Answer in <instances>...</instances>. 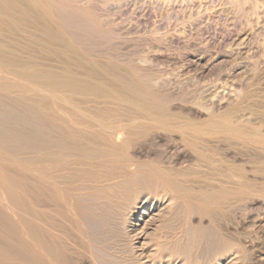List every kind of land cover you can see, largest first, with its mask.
<instances>
[{
	"label": "bare ground",
	"instance_id": "bare-ground-1",
	"mask_svg": "<svg viewBox=\"0 0 264 264\" xmlns=\"http://www.w3.org/2000/svg\"><path fill=\"white\" fill-rule=\"evenodd\" d=\"M112 1L0 0V264H112L115 257L112 259L113 256H111L112 254L109 251L112 246L111 243H115V245L117 243L118 249L120 248V243H118L119 241H111L109 245H105L107 234L109 240L113 239L114 241L119 236H122V239L119 238L122 243L123 238L126 239L127 244L124 240V245L129 246L128 248L132 251L130 252L128 249L129 253H133L134 255H132L135 257L132 256L126 259L127 262L123 260L127 264L129 263L128 261H130V264H171V261H174L171 258L174 254L186 260L187 254L192 252L188 248L187 243L188 239H193L194 235H191V233L194 231L196 237L197 234L206 233L203 230L208 227L202 228L201 222L202 216L206 211L211 213L215 210L213 208L218 206H220L219 209L222 207L223 210L227 207L226 210L228 211V208H232L236 203L237 207H240L242 206L240 205L241 203L246 202L238 203V201H242V197L252 195L260 189H257L258 185L255 188L250 180L247 179L248 177L245 178L246 175H243L244 168L246 169L248 165L250 166L249 160H246V163H248L246 167H244V163L241 165L244 168H240L236 163V158L234 159L231 156V159H234L231 160L228 156L229 152L226 155L227 149H225L226 153L224 154L217 150V148L221 149L219 147L222 145L216 146V142L222 143L224 141L232 143V146H237L238 143L236 144V142L238 140L244 145H250L249 147L255 144H264V121L258 117L260 122H263L260 126L252 125V120L254 121L255 119L254 122L252 121L253 124L258 122V119L254 118L258 112L255 113L249 110V112L256 114L253 117L254 119H250L251 114L249 112L246 116L243 114L248 108L245 107L246 109L244 108V110L243 106H241L248 100L246 96H249L247 93L250 92H247L245 86L250 84L248 81L252 77L250 79L247 78V81H245L248 83L247 85L243 81V76L241 77V80L243 79L241 83H244L243 89H246L245 94L242 88L237 89V87H234L232 89L233 86H230L231 84L229 85L232 89L231 92L229 91L230 87L226 91L224 90L225 85L222 87L217 82L222 88L216 89L218 85L215 83L213 85L215 84L217 87H207L211 88L208 90L210 94L206 96L208 97L209 95L211 98L209 97V100L205 98L209 103L206 101L203 104V101L198 100L201 97H196L197 99L194 98L195 101L194 99L191 101L189 100L191 99L190 96L189 99L186 98L188 103L183 104L186 101L185 99L181 103L176 102L180 99L178 95H183L181 94L182 91L181 93L173 91L177 96L174 93H172L174 95L172 96L170 92L167 95L166 91H163V88L168 90L167 88L163 87L162 91L160 90L164 80L166 82L168 78L163 80L157 76V73L154 77L153 73L150 74V76L152 75L151 77L146 75L147 72L142 74L141 70L145 68L142 62L149 61V59L144 60V56L141 58L142 60L138 59V63L143 65L144 68L139 67L141 68L139 70L137 67V71L133 72L132 70L134 69H129L130 72H125L126 69L124 71L123 68L120 69V66L103 63L101 57H104L107 50L105 52L103 49L94 48L92 50V45L89 50L82 47L81 37V42L79 43L75 39L77 38V33L80 32L83 38L85 37V44L87 41L91 43L88 39L89 34L95 40V43L94 40L92 41L95 46L96 41L103 39L106 35H104V25L106 27L109 25L111 28H107L114 31L113 25H111L113 22L107 18L108 16L106 17L103 14L106 18L101 17L102 19L98 20V23L101 22L102 26H104L101 28V24H97L91 14H89L91 13V8L103 9ZM118 1L122 2L123 0ZM227 1L232 4V2L235 3L238 0L235 2L234 0ZM239 1L244 5L247 3V6L250 3L251 5L249 6L253 8L252 10L250 7L252 12L249 7L248 9L244 7L243 10L246 12L241 11L239 8L243 13L239 12L238 7H243L240 2H237L238 7L232 4L231 8H237L238 11L236 10V13L245 14L244 16L249 20L250 25H254L253 28L256 24L251 23L253 20L255 22L258 19L264 21V8H260L261 6L264 7V0ZM223 6L225 10L226 6ZM118 8L121 9V7ZM245 8L251 14L254 13L255 17L258 14L259 16L261 15L260 17L263 16V18H258L259 16H257V20L253 19L250 21L252 19L250 16L253 15L249 14L248 17L246 15L248 11ZM112 10H114L113 4ZM88 11L89 15L86 13ZM244 23L248 24V21ZM124 24L126 25V22ZM250 25L248 24V27ZM248 27L246 26L247 32H249ZM261 27L260 25V28L257 29L258 32L264 28V26ZM137 28L139 27H136L135 30H138ZM116 30L114 32H117ZM253 30L252 32H254ZM154 34L153 36L160 40L165 37H161L156 32ZM252 34H255V32ZM116 35L119 36L118 34ZM251 37H254V35ZM153 38L156 39L155 37ZM89 42L87 45L90 46ZM81 43L82 45H80ZM113 55H116V61L119 58L120 61H124V58L127 59L126 55H123V59H121L120 54L119 57L115 53ZM113 55L111 54L112 57H114ZM132 56L130 55L129 57ZM134 63L136 64L135 61ZM257 63L260 64L259 62ZM255 66L253 68H257L259 65ZM118 69L124 72H119ZM251 71L248 74H251ZM255 73L257 74V72ZM255 73H252V75H255ZM256 82L254 81V83ZM163 86H166V83ZM179 86L182 85L180 84ZM212 87H215L216 90ZM247 88H250V86H247ZM205 90L207 93V89ZM220 91L221 93L222 91L229 93L222 96ZM259 94L261 95V92ZM262 95H264L263 92ZM192 96H194V93ZM254 97H257V95L255 96L254 94ZM245 98L247 100L242 102L241 100L244 101ZM190 102H193V105H190ZM260 103L256 104H259L258 106L260 107L264 102ZM250 105L252 107V103ZM224 106L226 110L230 106L231 110L225 114L216 113ZM259 107L257 108L258 111ZM161 132L178 134L179 137L178 135L175 136L176 138L178 137V142L181 144L180 146L177 142L181 147L179 148L178 146V148L184 149V155L182 154L183 152L180 156L179 152L176 156L169 152L170 154L167 153L168 156H174L164 158L166 156L158 155L159 151L155 156H145L142 151L147 145L146 143H149L150 140H153V136L159 135ZM163 135L165 136V134ZM173 137L174 135L171 136V139ZM168 138H165L166 141ZM171 139L169 138V140ZM235 140L237 141L234 142ZM213 142L216 143V149L212 145ZM152 143H149V146ZM170 144L173 145L174 143ZM243 144L242 146H244ZM161 146L163 145L161 144ZM235 149L236 147L231 151ZM146 150L145 153L147 152ZM171 150L174 149L171 148ZM177 150L175 149V151ZM175 151L174 153H177ZM252 152L253 150L248 152V156ZM162 153L165 154L163 151ZM260 155H258V159ZM248 156L246 155V157ZM145 157L149 161H146ZM251 158L255 159L257 156ZM261 163L259 165L263 164ZM209 164L213 165L211 168H215H212L211 171L216 170L217 172L215 171L214 174L220 177H214V174L208 171L211 169ZM214 164L217 166L215 167ZM224 165H226L227 169L224 167L223 170L222 167ZM207 166L210 169L207 170ZM237 167L241 170L242 175L239 174V170L236 171L238 174L233 173ZM261 168H258V170L260 169L261 171ZM206 170L211 174V176L209 175L210 177L205 173ZM262 173H264V169ZM251 175L249 174V176ZM190 176H194V178ZM189 177L191 180H189ZM258 177L256 176L257 180ZM261 177L263 178V175ZM253 178L256 180L255 176ZM259 181L261 182V179ZM260 187L262 188V186ZM251 199L253 198L251 197ZM151 201H156L162 208H160L159 213L156 212L158 214L156 217H151L148 223L144 222L142 224L147 227L154 225L152 232L145 231L146 229L144 230V228L146 226L136 227V225L141 226L139 220L143 219L142 216L147 209L146 205L152 203ZM235 210L237 212L238 209L235 207ZM139 211H142V214L137 217L139 216ZM231 211H234V209ZM216 212L211 214L216 217L217 213L219 215V212ZM192 215L199 216V220L194 219L197 222V224L193 225L194 227H190L192 225L190 224L191 222L196 223L191 221L195 217ZM133 217L138 219L137 223H135ZM74 220L78 223L80 222L81 225H74ZM209 222H211V225L214 224L212 221ZM161 228L162 230L166 229V233L159 231ZM141 231L145 233H141ZM159 232L160 234L163 233L164 237L160 236V234L158 235ZM207 235H209L208 232ZM149 237L152 238L149 239ZM151 240H157V243L146 251L145 249L147 248L145 247L149 243L151 245ZM198 240L197 243H200ZM184 241L185 243H183ZM215 244L217 246V243ZM226 244L228 245V243ZM196 245L198 246V244ZM197 246L195 247L197 248ZM221 246L223 247L224 245ZM113 247L115 246L113 245ZM123 247L122 249L124 250L125 248ZM225 248L227 249L228 247L220 248L219 250L222 249L223 251ZM234 248L232 245V250ZM111 250L113 251L114 249L112 248ZM123 250L120 251L127 252ZM193 251L194 254L196 250ZM209 251L208 254L210 253ZM217 253L220 254V251ZM126 254L128 255V253ZM234 254H237V252ZM141 255L140 259L137 258ZM143 255H146L145 262H142ZM104 256L106 259L103 258ZM119 256L122 257V255ZM220 256L222 255L218 257ZM237 259L239 260V258ZM230 262H232L230 264H233V261Z\"/></svg>",
	"mask_w": 264,
	"mask_h": 264
},
{
	"label": "rangeland",
	"instance_id": "rangeland-1",
	"mask_svg": "<svg viewBox=\"0 0 264 264\" xmlns=\"http://www.w3.org/2000/svg\"><path fill=\"white\" fill-rule=\"evenodd\" d=\"M235 1H237V0H234V2ZM114 2H115V0H113L112 3H110L106 7H104L105 8V9L103 8L104 10L103 9H92L91 8L92 9V11L90 9V12L91 13H89V11L86 12V13H87V15L91 14V17L97 22V24H101V22L98 23V20L100 21L104 17L103 14L106 17L108 16L107 18L113 22V24H111V25H113L112 27L114 28V31L117 29L116 30L117 32H114L113 29H110L111 27L109 25L107 27H110V28H107L106 25H104L105 26V29L103 28L105 30L104 31V35L105 34L106 35L104 36L103 39H98L96 41L95 46H94V44H92V41L94 39L91 38L89 34H88L89 38L88 37L87 38L91 41V43L89 41H87V43L85 44V42H84L85 41V37L83 38V36L80 34V32H78L77 35H76V37L78 38V40H77V38L75 40L78 41V43H79V42H81V39H80V37H81L82 38L83 45H82V43L80 45H82V47L88 48L90 50V48H92V46H93V49L92 50H94V48L95 49H99V50H102L103 49L104 52L107 50L105 52L106 54L103 53L106 56L104 55V57H101V60H103L102 62L103 63H109V64L111 63V65L117 66V67L120 66V69L123 68L124 71L126 69L125 72H127V71L130 72V70L134 69V70H132V72H133V71H135L137 69V67L138 68L139 67L144 68V66H145V68L142 69V70H141V68H139V70H141L142 74H143V72H147L146 75H149L150 76V74L153 73V77H154V76H156V73H157V76H159L163 80H164V78H166V79L168 78L167 79L168 81L166 80V82H165V80H164V82H163V85H164V83H166V86L161 85L162 87H160V90L162 91V88L163 87L167 88L169 91L163 88V91L164 92L166 91L167 95H168V92H170V94H172V93H174L173 91H175V93H177L178 91H179V93H181V91H182L181 94H183L184 96L183 95H180V94H179L180 96L178 95V97H180L179 101H176L178 103H181L185 99L186 101H184L185 103H183V104H187L188 103L187 102V99H189L190 96H191V99H189V100H191V101L194 98L197 99L196 97H198V98L201 97V98H203V100H201V98L198 99V100H200L201 102L203 101V104L206 101L209 103L208 100L211 98V96L208 95V97H206L207 94H210V92L208 90H210L211 88L210 89L207 88L209 86L210 87L211 86L217 87V85H218V87L216 88V89H218V88L224 87V85H225V87H224L225 89L224 88L223 89L226 90V91H228L230 89L229 90L230 92H231L232 89H234V87H237V89L238 88L239 89L242 88V90L244 91V94L246 93V89H247V92H250V93L252 92L253 93V96H252V93L251 94L250 93H247V95H249V96H246V95L245 96H246V98L248 97V100L246 98H245L244 101L241 100L242 102H245L247 100V102H245L244 104H241V106H243V109L245 107L248 108L247 109L248 111L246 110V112H244L243 114H245V116H246V114L249 112V110L250 111H254L255 113L258 112L257 113V116H255L256 114L254 112H249L251 114L250 115V119H254V118L258 119V117H259V119L261 118L264 121V107H263L264 106V103H262V102H264V95H262V92L264 93V87H263L264 86V84H263L264 83V78L262 79V77H264L263 76L264 75V61H263L264 58H262V57H264V47H263V45H264V42H263L264 41V37H262V36H264V33H263V31H264L263 29L264 28H262L264 26V23H263L264 21L262 19H258V18H263V16L260 17L261 15L259 16L257 14V16H259L257 18L258 19L257 20L256 19L257 16L255 17L254 16V13L251 14L253 8L251 6H249V5H251L250 3H248L249 4L248 6H247V3H246V5H244L242 3L243 4V7L242 6L240 7L239 5H238L239 6L238 7L237 4L240 2L239 0L237 1L238 3L237 2H235V3L232 2V4H235L238 7V9L240 8L241 11H243V12L245 11V10H243L244 7H246L247 9H248V7L250 9V7H251V9H252V10L250 9L251 12L249 10H247L246 8L245 9L248 12H250V13H248V12L246 13L247 16L250 14V15H253L255 17L254 18L253 16H250V18H252V19H250V21H252L253 19H255V20L258 21V22L257 21L255 22L253 20L251 22L252 24H255L256 23L254 28H253L254 25H250L249 20L247 18H245V16H244L245 14L244 15L243 14L241 15L240 13H236L238 11V9L237 8H231L233 5L229 1H227V0H225V1L224 0H219V1L218 0H186V1H184V0H166V1L165 0H123L122 2L116 0L117 3L116 2L114 3ZM227 3H228V5H227ZM112 4H113L114 10H112ZM240 4H241V2H240ZM261 4H262V1H261ZM223 5H225V6L227 5L226 8H225V10H224V6ZM107 7H109V8L107 9ZM118 7H121V9H119ZM260 8H264V7L261 6ZM240 9H239V12H241ZM96 12L98 13L97 14L98 16L96 15ZM221 12H223V13H221ZM243 12H241V13H243ZM235 13H236V15H235ZM99 14H100V16H99ZM243 16H244V19H243ZM98 17H100V18H98ZM106 17H104V18H106ZM245 19H247V20H245ZM113 20L116 21L117 23L114 22ZM259 20L263 21L262 22L263 24ZM123 21L126 22V25L124 24L125 22L122 24ZM243 21L244 22L248 21V24L250 25V27H248V24L247 23H244ZM121 25H122V27H121ZM245 25L248 27V31L249 32L246 31L247 28H246ZM256 25H258L259 27L258 26L256 27ZM260 25L262 26L261 27L262 28L261 29L262 31H259L258 32L257 29L260 28ZM100 26H101V28L104 27V26H102V24ZM127 26H128V28H127ZM136 27H139V28H137L138 30H135ZM119 29H120V31H119ZM111 30H112V32H111ZM127 30H129V31H127ZM252 30L255 32V34H257L259 36H257V35L255 36V34H252V33H254V32H252ZM113 32H114V34H113ZM155 32L158 33L161 37L162 36L163 37L165 36L164 38H162L163 41L160 40V39H157L156 36H153V35H155L154 34ZM260 32H262V33H260ZM132 33H134L135 35L132 34ZM84 34L87 36L86 33H84ZM115 34H118V35L120 34V35L119 36L116 35L118 37L117 38L115 36ZM253 35H254V37H251ZM120 36H122V37H120ZM153 37H155L156 39H154ZM87 38H86V40H88ZM249 38H250V40H249ZM253 38H255V39H253ZM261 38H263V39H261ZM79 39H80V41H79ZM253 41H255V42H253ZM88 42H89L90 46L87 45ZM118 42H119V44H117ZM241 42H243V44H246V45L241 44ZM94 43H95V40H94ZM97 45H99V46H97ZM107 45H109V46L107 47ZM96 47H98V48H96ZM112 48H114V49H112ZM108 49H109V51H108ZM127 50H128V53H127ZM110 53L112 55L115 53V54H117L118 57H119V54H120L121 59H123L124 56L126 55L125 57H127V59H125V58L123 59L126 63L124 61H120V58H119V60H117L119 62H117L116 61V57H115L116 55L115 56L113 55L115 57L114 58V57L111 56ZM109 55L111 56V58L113 59V61H112L111 58H109L110 57ZM130 55L131 56L133 55V56L132 57H129ZM143 56L145 57L144 60L145 59H149V61L151 63L150 65H149V61L146 62L147 60L145 61L147 64L145 62H142V63H144L143 64L144 66L141 65L140 63H138V59L143 58ZM146 56H148V58H146ZM105 59H107V60H105ZM131 59H133V60L131 61ZM151 59H152V61H151ZM141 60H139V62H141ZM134 61L136 62V64L134 63ZM252 61H254V62H252ZM256 61L259 62L260 64H258ZM255 63H257V64H255ZM254 64L255 65H259V66H257V68H253L255 66ZM251 68H252V71H251ZM242 69L244 70V72H242L243 71ZM255 69H257V70L255 71ZM218 70H220V71L218 72ZM253 70L255 72H257L258 75ZM118 71L119 72H124L123 70H119V69H118ZM153 71L155 72V74H154ZM247 71H248V73L251 71V74H248ZM238 72H240V73H238ZM211 73L212 74L214 73L213 76H212ZM252 73H255V75L253 74L254 77H253ZM238 74H239V76H238ZM203 75H205V76H203ZM242 76H243V79H244V80L243 79L242 80L244 82L247 81V78L250 79V77H252L251 78L252 80L251 79L250 80L248 79L249 80L248 83H250V84H248L247 82H245L246 83L245 85L248 84L247 86H250V88H247V86H245L246 89H243L244 83L243 84L241 83L242 82V80H241V77ZM259 78H261L262 80L259 79ZM259 80H260V82H259ZM254 81L255 82L258 81L259 83L258 82L254 83ZM217 82H219L220 85H222V87H220V85ZM213 83H215L217 85H215V84L213 85ZM240 83H241V87H240ZM260 83H262V84H260ZM180 84L182 86H179ZM229 85L230 86H233L232 89H231V87ZM215 87L214 88L212 87V88L214 90H216ZM184 88H186V89H184ZM204 88L207 89V91L209 93L208 92L206 93V90ZM251 88L253 89V91H252ZM260 88H262V89H260ZM223 89H219V90H223ZM258 89H259V91H258ZM260 90H262V91H260ZM198 91H199V93H198ZM200 91H203V92H200ZM217 91H215V92L217 93ZM257 91H258V93H257ZM225 92L222 91V93H221V91H220V95L223 96V94H228L229 93V92H226V93ZM260 92H261V95L259 94ZM175 93H174V95L177 96V94H175ZM193 93H194V96H192ZM254 94H255V96L257 95V97H254ZM174 95L172 94V96H174ZM249 97H251V98H249ZM205 98L206 99L208 98V100H206ZM195 99H194V101H195ZM241 101H240V103H242ZM257 101H259V102L262 103V104L260 103L261 104L260 105L261 108L258 106L259 104H256V103H259ZM250 102L252 103V107L250 105L251 104ZM254 102H255V105H254ZM192 103L190 105H193ZM205 104H207V103H205ZM247 105H249V106H247ZM253 106H254L255 109L253 108ZM258 107H259V111L257 109ZM262 107H263V109H262ZM221 109H222V111H221L222 113L220 112ZM221 109H219L218 110L219 112L217 111L216 113L225 114L229 110H231L230 109V106H229V109L227 108V110H226V107L225 106L223 108H221ZM259 113H260V115H259ZM247 116L249 117V115H247ZM244 119H246V118H244ZM259 119H258V122H255L254 124H253V122L255 121V119H254V121L252 120L253 122L250 120L251 121V124L254 125V126H260V124L263 121L260 122ZM162 133L165 134V136H168L170 139H171V136L174 135V137L171 140H169V138L168 137H165ZM159 135H160V138H159ZM159 135L156 134L155 136H157V137L153 136V140H150V141H152L154 143H152V142L149 141V143H152L154 146L152 144H151L152 146L151 145L149 146V143H146L149 147L146 144H145L146 146L144 145L145 147L143 148V151L142 152L144 153L145 156H155V154L157 152H159V151L160 152L158 153V155L159 154H162V156H166L164 158H167L168 154H170V153H173L175 156L178 155L179 153H180L179 156L181 155V153L183 152L184 149L183 150L182 149H179V148H181L180 147L181 144H180V142H178L179 141L178 140V137H179L178 134H177L178 135L177 138L175 137V136H177L176 133L175 134H172V133L166 134L164 132H161V134H159ZM163 137L168 138L167 141L169 143ZM175 139H177V140L174 141ZM161 140H162V142H161ZM236 141L237 140H235L234 142H236ZM163 142L164 143L166 142V143L164 144ZM177 142L180 144V146H179V144H177ZM226 142L227 141H224L222 143L221 142H219V143L216 142L217 144L215 142H213L212 145L215 147V144H216V146L218 145V147H219L220 146L219 144H221L222 146L219 147L221 149H218L217 147H215V149L217 148L218 151L223 152L224 154L227 152L226 155L229 152V154H230V155L228 154L229 158L231 159V156L234 159L236 158L235 159L236 160V163L238 164V166L240 168L246 167V165L248 164L246 162L249 160L248 162H249L250 166L248 165L249 168L248 167H246V169L244 168L243 175H246L245 178L248 177L247 179L250 180L251 184L255 188H257L256 185H258L259 187L257 189H259V188L260 189H259V191H256L252 195H248L251 201L249 200L248 196L242 197L243 198L242 201H238V203L240 204L243 201H246V202H243V203L240 204V205H242V206H240L241 208L239 206H238L239 208L237 207V203L234 205L238 209L237 212H236L234 206H233L234 208L233 207L232 208L231 207L228 208V211L229 212L226 210L227 207H225L226 209H224V210L222 209V207H221L222 210L219 209L220 206L213 208V209H215L214 210L215 212H216V210H217V212H219V215L216 212L217 213L215 215L216 217L213 216V214H215L214 211L211 212L213 214H211L210 211H208V212L206 211L207 213L206 212H205L206 214L204 213L205 216L204 215H203L204 217L202 216L203 219H202L201 222H202V226H203L202 228H204V227H208V228H204V230H203L206 233H202L200 235L197 234V237L198 236L200 237V238L198 237V239H200L201 241L197 239L200 243H197L196 233L193 231L194 234H193V232L191 233V235H194L193 236V239H190V240L188 239L187 240L188 242L186 241L188 243V246H189L188 248H190V251H192V252H189L187 254V258L185 257L186 260L184 258H182L181 256H178L177 254H174L173 257H171L172 260L174 259L173 262L171 261V264H180V263L181 264H190V261H191V264H200L201 262H202L201 264H230V263H232L230 261H233V264L234 263L235 264H241L242 262L244 264H264V260H263L264 259V224H263L264 223V208H262V207H264L263 206L264 205V196H263L264 195V188H263L264 187V184H263V182H264L263 181L264 180V173H262L263 172V169H264V160H263L264 159V157H263L264 156L263 155L264 154V150H263L264 147H262V146H264V144H255V145H251V147H249L250 145L249 146H247V144L244 145L241 141L239 142V140L236 142V144L238 143L237 146L234 145V144H233L234 146H232L231 145L232 143H230V142H227L226 143ZM170 143H174V144L171 145ZM223 143H225V144H223ZM239 143H240V145H239ZM161 144L164 147L161 146ZM242 144L244 146H242ZM257 145H259L258 147L260 149L257 147ZM157 146H159V147H157ZM176 146H177V148H176ZM178 146H179V148H178ZM253 146H254V148H253ZM146 147H148V148H146ZM225 147H227V148H225ZM235 147H236V149H235L236 151L235 150L231 151ZM243 147H246L247 149L246 148H243ZM171 148L174 149V150H171ZM248 148H249V150H248ZM175 149L176 150L178 149V150L175 151ZM222 149H224V150H222ZM225 149H227L228 151H226ZM145 150L147 151L146 153H145ZM155 150H156V152H154ZM179 150H181V151H179ZM252 150H253V152L252 153H249V156L254 157V158H255V156H257V158H255V159H253V158L250 157L251 161H253L254 163L251 162L250 159H248L249 158L248 152H250ZM162 151L165 154H163ZM174 151L177 152V153H174ZM187 151H188V149H187ZM148 152H151V153H148ZM185 152H186V149H185ZM241 152L243 154H245V155L243 156V154ZM237 153L240 154L239 155L240 157H244V158H240L239 156H237L238 155ZM182 154L184 155V152ZM174 155H169V156H174ZM246 155L248 157H246ZM258 155H260L259 156V159H258ZM234 156H237V157H234ZM238 158H239V160H238ZM145 159H147L146 161H149V159L147 157H145ZM234 159H231V160H234ZM240 162H242V163L240 164ZM244 163H245L244 167L241 166ZM260 163L262 165H259ZM211 166H213V165H210L209 167L211 168ZM214 166H215V164H214ZM15 167H18V166H15ZM209 167L207 168V170L210 169ZM224 167H225V169H227L226 168V165H224L222 167L223 170H224ZM251 167H253V168H251ZM212 168H214V167H212ZM212 168L210 170H208V171L210 172L212 170ZM258 168H261V171H260V169L258 170ZM207 170H206L205 173H207L208 174V177H210L211 174H209ZM245 170H246L247 173L245 172ZM215 171L216 170H213V172L211 171L210 173L214 174ZM236 171L240 172L239 174L242 175V172H241V170L238 167H237V169H234V172L233 173L234 174H238V172H236ZM249 174L250 175L252 174V175L249 176ZM253 175L255 176V178H256V176L257 177L259 176L258 177V180H257V178L255 180L253 178L254 177ZM261 175H263V178L261 177ZM190 177H193L194 178V176H190ZM214 177H220V176H218L217 174L216 175L214 174ZM250 177H252V178H250ZM259 179H261V182L259 181ZM189 180H191V178ZM251 180H253L254 182L251 181ZM257 183H261L263 185L257 184ZM260 186H262V188ZM260 191H262V193H260ZM257 194H259V195H257ZM253 195H255V196H253ZM251 197L253 199H251ZM245 199H247V200H245ZM151 202L152 203H148L149 205L148 204L146 205L147 206V209H146L145 214H143V216H142L143 219L139 220V224H141V226L140 225H136V227H142V226H144V225H142L144 222H147L148 223L150 221V218L151 217H156V215H158L157 213H159L160 208H161L160 205H158L156 201H151ZM233 209H234V211H231L232 212L231 213L230 210H233ZM209 213H210V215H209ZM140 214H142V211H139L138 212V215L139 216H137V217H140ZM227 214L228 215H231V216H228ZM235 215H236V217L234 218ZM192 216L194 217L195 215H192ZM69 217H71V215H69ZM133 218L135 220V223H137L138 222V219L136 217H133ZM194 219L199 220V216H195L194 218L191 219V221H193V222L195 221L196 222V220H194ZM203 221L205 222V224H203L204 223ZM209 221H212L214 224L211 225V222H209ZM220 221H222V222H220ZM78 224L81 225L80 222L78 223L76 220H74V225H78ZM190 224H192V225H190V227H194L193 225L194 224H197V222L196 223H192L191 222ZM176 226H180L181 227L182 225H176ZM195 226H200V225H195ZM84 227H85V225H84ZM66 228H67V226H66ZM152 228L154 229V225H149V227L146 226L144 228V230L146 229L145 231L148 230V231L152 232L151 231V230H153ZM206 229L207 230H211V231H207ZM159 231H161V232L164 231L165 232L166 229L165 230H162V228H161ZM213 231H214V233H213ZM215 231H216V233H215ZM142 232L145 233L144 231H141V233ZM207 232L209 233V235L210 234H212V235H210V236L207 235ZM115 234H118V233H115ZM159 234H160V232L158 233V235ZM162 234L163 233H161L160 236L164 237V235H162ZM205 234H206V236L208 238L205 236ZM142 236H144V235L142 234ZM204 237H206V238L204 239ZM215 237H217V238H215ZM105 238H106V242L104 240L105 245L106 244L109 245L111 241L112 242H116V241L118 242L119 241L118 243L121 244V246L119 244V247L121 249L120 248L118 249L117 243H116V245H115V243L114 244L111 243L112 246L110 247V250L109 251L112 254L111 256H113L112 259L115 257L112 262L115 263V262L118 261L119 264L120 263L121 264L122 263L123 264L124 263L127 264L126 263L127 262L126 259H129L134 254L132 253L133 254L132 255L131 253H129V250H130V252H132V251H131L130 248H128L129 246L126 245L127 244L126 239L123 238L122 243H121V240L119 238L122 239V236H119V238L117 237L118 239H116L114 241H113V239L112 240H109L108 234H107V236ZM107 238H108V240H107ZM151 238L149 237V239H151ZM189 238H191V237H189ZM124 240H125V243H126L125 245H124V242H123ZM192 240H194V242H192ZM208 240H210V241H208ZM151 241H152L151 245H150V243H149V245L148 244L146 245L147 246V247H145V248H147V249H145L146 251L148 249L152 248V245L153 244H156L157 243V240L156 241L155 240H151ZM189 241L191 243H193V244L191 245V243ZM107 242H109V243H107ZM183 243H185V241ZM215 243H217V246H216ZM219 243L221 245H224V246L222 247ZM226 243H228V245L230 243L231 246L230 245L228 246ZM196 244H198V246ZM113 245L116 248L113 247ZM225 245H227V246H225ZM232 245L235 247L234 248L235 250L233 249L234 252L232 250ZM195 246H197V248ZM201 246H204V247H201ZM122 247L125 248L124 250L127 251V252H125V253L124 252H121L123 250ZM194 247H195V249H194ZM224 247H228L227 249H231V250H227L225 248L226 251L223 250L224 251L223 252L222 249H224ZM112 248L115 250V251L114 250L113 251L116 253V255L111 250ZM220 248H222V249L219 250ZM217 249L220 251V254L217 253V252H219ZM193 250H196L197 252L195 251V253L193 254V252H194ZM199 250H200V252H199ZM202 250H204V251H202ZM242 250H244V251H242ZM188 251H189V249H188ZM208 251L210 252L209 254H208ZM227 251H228L229 254L227 253ZM112 252L114 253V255H113ZM118 252L119 253L121 252V253L119 254ZM236 252H237V254H234ZM117 253H118V255H117ZM126 253H128V255ZM216 253H217V256H216ZM124 254H126V255H124ZM119 255H122V257L119 256ZM123 255H124V257H123ZM188 255H190L189 256V259H188ZM219 255H222V256H220L221 259H220V257H218ZM229 255H231V256H229ZM145 256L143 255L142 262H145L146 261V257ZM119 257H121V258H119ZM140 257H142V255L139 256V257H137V258L140 259ZM103 258H105V256ZM116 258H118V259H116ZM123 258H125V259H123ZM234 258L236 259V261H235ZM237 258H239V260ZM214 259H215V261H214ZM123 260L126 261V262H124ZM238 261H239V263H238ZM128 262H129L128 264H130V261H128ZM245 262H248V263H245ZM117 263H115V264H117ZM95 264H99V263H95ZM143 264H145V263H143Z\"/></svg>",
	"mask_w": 264,
	"mask_h": 264
}]
</instances>
